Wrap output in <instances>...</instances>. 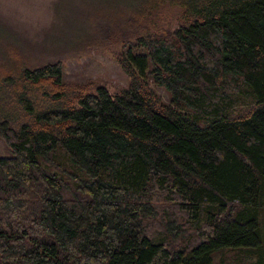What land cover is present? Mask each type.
<instances>
[{
    "label": "trees",
    "instance_id": "16d2710c",
    "mask_svg": "<svg viewBox=\"0 0 264 264\" xmlns=\"http://www.w3.org/2000/svg\"><path fill=\"white\" fill-rule=\"evenodd\" d=\"M101 4L119 5L137 23L176 6L183 24L170 40L158 32L135 39L121 63L131 83L119 93L98 87L46 110L26 92L8 107L0 101V138L10 151L0 157V264H212L222 249L259 250L264 0ZM19 75L24 91L51 82L55 93L44 97H62L59 63ZM228 78L241 79L255 102L241 116L228 115L220 99L204 106ZM150 81L170 93L171 105L155 100ZM58 151L82 177L61 178ZM158 202L174 209H163L166 220ZM170 215L194 224L196 241L170 248Z\"/></svg>",
    "mask_w": 264,
    "mask_h": 264
},
{
    "label": "rangeland",
    "instance_id": "374dc122",
    "mask_svg": "<svg viewBox=\"0 0 264 264\" xmlns=\"http://www.w3.org/2000/svg\"><path fill=\"white\" fill-rule=\"evenodd\" d=\"M101 2L102 0H0V84L7 90L0 95V101H4L2 105L8 107L13 104L15 95L23 92L29 95L39 109L46 110L56 106H70L79 93H94L98 87L106 88L110 94L126 90L131 79L123 72L121 63L128 49L134 48L131 44L135 39L139 35L158 32L162 38L170 40L174 30L183 24V11L176 6H161L144 21L137 23L119 5L112 9ZM55 63H59L63 71L64 87L59 100L49 102L44 97L45 93L54 92L51 82L28 87L29 90L24 91L25 84H21L19 80L21 67L34 68ZM4 79L14 81L17 85L9 86L3 82ZM147 89L155 100L171 105V95L163 87L150 81ZM210 96V101L213 102L208 100L204 106L212 108L210 104H216L214 101L220 99L219 105H226L227 114L231 116H241L255 105L239 78H228L219 90H211ZM222 100L227 103H222ZM21 120L26 122L29 117L22 114ZM9 155V148L0 138V157ZM56 163L63 171L61 178L65 181L67 174L83 176L60 151L57 153ZM158 204L162 220H166L163 209L174 213L171 204ZM170 216L175 220L174 237L167 241L170 248H183L196 241L194 224L184 216ZM259 223L262 228L259 250L222 249L213 254L212 264H264V209L261 210ZM162 224L156 221L154 227L159 230Z\"/></svg>",
    "mask_w": 264,
    "mask_h": 264
}]
</instances>
